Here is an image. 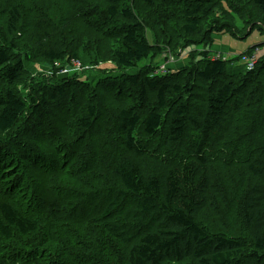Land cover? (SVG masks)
<instances>
[{
    "label": "trees",
    "instance_id": "16d2710c",
    "mask_svg": "<svg viewBox=\"0 0 264 264\" xmlns=\"http://www.w3.org/2000/svg\"><path fill=\"white\" fill-rule=\"evenodd\" d=\"M88 1L95 4V0ZM106 1L104 23L122 32L112 52L117 72L105 83L115 89L120 83L133 86L137 108L147 110L146 114L126 106L115 115L114 132L121 152L115 149L110 167L95 175L103 178L101 182L92 185L95 176L84 179L88 183L84 188L68 190L65 196L52 200H45L49 193L42 190L40 204L26 206L20 183L7 177L12 166L0 158V264H264V44L230 61L204 54L182 80L181 70L164 74L148 66L133 75L124 74L152 56L154 37L139 23L130 0ZM122 1L127 4L122 5ZM140 1L145 7L139 9L145 12L160 0ZM228 1L235 14L222 6L223 0H179L175 9H179L182 39H212L217 23L222 30L235 32L237 17L252 29L264 26V0ZM80 7L90 8L85 2ZM219 7L221 11L216 12ZM7 8L5 31L0 35V140L17 138L18 129L29 128L22 124L26 114L36 118L66 95V90L49 85L37 96L21 93L18 84L28 72L27 66L35 62L57 66L77 60V54L68 58L65 52L43 45L31 49L32 57L22 51L17 40L23 14L15 4ZM247 54L255 59L253 70L243 64L242 56ZM236 60L245 67L231 68ZM152 92L155 98L151 103ZM248 106L254 116L236 147L240 152L237 159L245 163L253 182L238 202L233 232L212 231L203 223L202 213L210 204L215 184V154ZM84 111L74 125L90 133L98 110L90 105ZM166 150L174 153L163 152ZM244 152L246 161L241 159ZM27 154L35 157L29 159L30 168L39 170L37 160L44 159L36 153ZM20 156L25 161L24 153ZM93 163L88 158L75 173L56 169L54 174L67 188L74 182L69 174L88 175ZM48 173L46 169L43 176ZM7 182L14 187V195L2 187ZM17 198L20 201L13 203ZM64 203L71 207L68 214L61 211ZM68 217L73 220L66 224ZM77 226L83 230L78 242L89 240L94 248L72 241L74 233L69 229ZM95 229L99 236L90 240ZM25 239L30 240L29 245ZM90 248L96 252L92 254ZM28 249L33 252H25Z\"/></svg>",
    "mask_w": 264,
    "mask_h": 264
},
{
    "label": "rangeland",
    "instance_id": "374dc122",
    "mask_svg": "<svg viewBox=\"0 0 264 264\" xmlns=\"http://www.w3.org/2000/svg\"><path fill=\"white\" fill-rule=\"evenodd\" d=\"M178 1L160 0L151 11L145 12L139 9L140 6L145 7L143 2L140 0L129 1L139 23L144 26L145 31L148 30L151 37H154L151 42L155 46L153 54L148 60L140 63L134 70H125L124 74L133 75L140 68L148 66L154 71L164 74L167 72L172 74L181 70L184 72L181 73L180 79L182 80L187 71L192 70L195 62L204 54H212L211 59L220 55L230 61L235 60L249 48L264 44V26L252 29V26H248L249 24H245L238 17L234 23L236 33L230 28L222 30L223 26L217 23V31L212 39L184 40L179 32L181 29L180 19H177L179 9H175V5L180 4ZM223 1L222 6L235 14L236 11L231 9L233 4L228 0ZM80 2L81 0H0V35L5 31L7 6L15 4L23 14V21L19 26L20 35L17 40V45L22 51L32 57L34 54L31 49L34 47L37 49L39 45H43L46 48L53 47L65 52L68 58L74 59L73 54H77V60L67 61L64 65L54 66L46 62H35L31 66L28 65V72L18 84V90L26 94L27 97L37 96L49 86L66 90V95L60 102L44 109L40 116L32 118L26 114L22 124L28 125L29 128L18 129L19 136L17 138L13 136L11 140H0V158L4 159L3 163L7 160L6 164L12 166L11 175L7 177L18 180L21 185L19 190L26 196L27 207L42 203L43 199L41 200L39 196L42 190L49 193L44 199L52 200L60 194L65 196L68 190L73 192L76 188L87 186L86 180L89 181L96 174H102L106 167H110L108 163L113 162V152L116 150L121 152L120 139L114 132L115 115L119 109L130 106L142 116H145L147 111L143 108L138 110L136 91L132 88L133 86L120 83V88L115 89L105 83L109 76L111 77L117 72L112 52L116 47L114 44L117 43V36H120L122 32L121 29L110 27L103 21L104 12L108 7L107 1L95 0V4H90L88 0ZM84 2L90 8H81L80 5ZM124 4H127V1H122V5ZM221 7L216 12L221 11ZM225 14L226 11H224ZM245 19L247 20V18ZM251 29L252 33L249 34ZM235 34H238L239 37ZM40 37L43 41L39 40ZM94 60H98L97 66L92 64ZM198 66L200 64L195 67ZM244 67L238 60L234 61L231 66L235 69ZM96 84H99L98 92L93 89ZM0 86L2 89L3 82L0 83ZM154 98L155 94L152 92L150 94L151 103ZM199 102L195 103L197 108ZM90 105L95 106L98 110L94 128L90 133L81 132L74 124L81 114L86 113L84 110ZM250 110L251 106H248L243 115L238 116L232 125L233 132L222 143L220 152L215 154L217 156L214 165L215 184L210 193V204L202 213L203 223L212 231L233 232L232 226L239 208L238 202L244 190L253 182L246 173L245 163L237 159L240 152L236 147L238 138L247 132L249 123L253 119L254 113ZM262 141L264 144V134H262ZM27 152L36 153L44 159L37 160L40 161L38 163L39 170L42 171L30 168L29 159L32 157ZM163 152L174 153L171 150ZM23 153L26 156L25 161L20 156ZM177 153L179 154V152ZM241 155V159L244 158L246 161L248 155L245 152ZM88 158L94 161L88 169V175L84 173L82 177L80 173L79 176L69 174V178L74 181L68 185L70 188L68 186L65 188L63 186L65 184L56 179L54 174L57 172L56 169L74 171L75 173ZM32 159L35 160V157ZM66 160H68L67 164ZM45 161L49 165L48 167ZM46 169L49 173L47 176H43ZM95 178V183L92 185L103 180L97 176ZM42 184H45L46 188H41ZM1 185L7 189L6 192L11 190L10 193L14 195V187H11L10 182ZM19 201L20 198H17L13 203ZM64 204L61 211L68 214L71 207H68L67 203ZM70 219L73 220L72 217H68L66 224H69ZM69 232L74 233L72 241L75 243L82 244L84 248H94V244L89 240L78 242L80 236H83V230L78 226L69 229ZM90 235H92L90 240H93L99 236V232L95 229ZM23 241L28 245L30 243L29 239ZM31 250L28 249L25 252L31 254L33 252ZM90 251L92 254L96 252L91 248Z\"/></svg>",
    "mask_w": 264,
    "mask_h": 264
},
{
    "label": "built area",
    "instance_id": "2783aa9c",
    "mask_svg": "<svg viewBox=\"0 0 264 264\" xmlns=\"http://www.w3.org/2000/svg\"><path fill=\"white\" fill-rule=\"evenodd\" d=\"M242 57H244L243 58V64L246 66V68L248 70H253L254 69V66H255V59H254V57L249 58L248 57V54L247 55H243ZM162 67H164V66H162Z\"/></svg>",
    "mask_w": 264,
    "mask_h": 264
},
{
    "label": "bare ground",
    "instance_id": "6f19581e",
    "mask_svg": "<svg viewBox=\"0 0 264 264\" xmlns=\"http://www.w3.org/2000/svg\"><path fill=\"white\" fill-rule=\"evenodd\" d=\"M260 57V56H259ZM70 62V61H69ZM82 64V63H81ZM82 76V75H81Z\"/></svg>",
    "mask_w": 264,
    "mask_h": 264
}]
</instances>
